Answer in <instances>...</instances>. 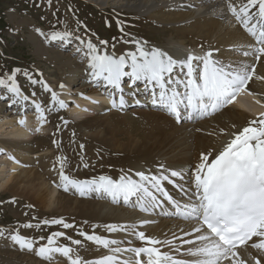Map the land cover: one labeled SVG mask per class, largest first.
Wrapping results in <instances>:
<instances>
[{
	"label": "bare ground",
	"instance_id": "bare-ground-1",
	"mask_svg": "<svg viewBox=\"0 0 264 264\" xmlns=\"http://www.w3.org/2000/svg\"><path fill=\"white\" fill-rule=\"evenodd\" d=\"M85 1L96 6L100 11L109 8L112 9L113 4H118L116 7L117 9H127L141 15L149 14V16L154 19L157 18L154 14L157 11L161 13L174 10H177V12L180 11L182 15H179L180 17L176 18L175 21H179L180 23L183 22V28L180 29L181 35L172 34L173 38L171 39L170 37V43L167 46H148L140 40L142 39L141 35L137 36L136 41L141 42V45L146 50L155 48L172 53L174 47L177 45L182 49L183 53L191 52V54L194 55H202L203 50L206 52L211 51L213 52L212 58H218L225 66L228 64H232L234 67L254 65L255 71L257 68H261L264 73V56H262L259 61H256L254 55H251L253 58L250 60L244 55V52L252 51V47L256 46V41L254 37L249 35L235 20L228 10L229 0ZM231 2L237 4L238 0H231ZM255 12L256 9H253V13ZM17 19V24L25 23L26 25L30 23L31 27L34 25L31 23L30 18L29 20L19 17ZM256 19H258V17H256ZM110 29L111 27L109 30ZM50 37L49 39L51 40ZM70 37L72 36L70 35ZM86 38L87 40L84 39V36H79L78 39H80L81 43L80 48H78L79 45L76 44L75 41L69 39L68 36L64 39H56V42L54 41L58 43L61 48L70 45L73 47V51H84L82 53H85V55L82 59H79V57L73 59L72 56L70 58L69 55L50 51L51 49L46 50V48L41 46H38L37 51L40 54L47 53V55H49L47 58H50V62L54 66L58 65L63 72H66L63 81L65 82V84H63L64 87H61L62 91L59 92L61 100L65 101L67 109L75 118V120L71 122H76L75 125L84 130L82 138L86 142L74 141L75 136L71 135L72 133L69 132H67L65 136L67 143L66 147L70 149V154L72 151L77 155L76 159L78 161L77 168L73 172H70V179L79 181L98 180V178L103 175L99 170L109 168L114 169L111 174V178L114 180H117V178L122 175H127L137 182L145 183L140 181L136 173L144 172L146 175L157 177L166 175L169 176V181L171 182L161 181V185L172 197L173 201L179 204L180 207H176L175 204L169 203L162 197L163 195L161 192L152 188L150 184H146L154 195L160 201H163V204L162 207L156 208L149 213H153L152 219H150L149 223L145 224L143 221L148 217V214H144V216L141 214V210L138 206L139 200L135 199V197H131L127 202H125L122 197H119L117 202H113L112 198L102 191H89L84 196H81L77 191L69 189L71 191L70 195H73V197L70 196V198H67L60 189L59 192H57V186L51 185L50 180L53 179V175L49 171L51 169H58L60 172L61 164L56 154L46 155V151L51 149L47 142V138L52 140L56 134H54V136H52L53 133L48 135L36 134L37 131L35 130V126L41 121L40 114L30 119L29 116H26L23 128L18 126L15 127L11 132L12 138L0 140V150H9L5 156L6 160L0 163V168L1 164H7L11 165L9 168L13 166L12 168L14 169L12 170L19 169V173L17 172L18 174L15 173L12 175L14 180L11 177L8 178L7 182L12 180L13 182L7 185L6 190H9L14 195L21 196L23 199H27L31 206H40L39 208L42 210L44 209L49 213L60 215L59 217H70V222L72 220L79 221L83 230L88 234L99 235L107 239H114L118 242L117 245H111L110 247L120 245L128 247L148 246L139 241L134 234L143 231L148 237L156 238L161 241H172L171 246L165 247L164 245H157L162 251L169 252L177 259L188 258L189 256L183 255V252L187 248L194 247L202 242L196 241L195 245H187L183 244L182 241H195L196 236L200 235V233L192 232V230L199 225L194 218H185L178 213L185 210V205L196 204L197 202L195 193V174L197 166L201 163V154L211 153V160L234 138V133H239L244 127L249 126L250 121L257 119L260 113H264V95H260L259 92L262 86H264V79L255 78L253 76L252 80L246 85V89L235 98L236 103H232L231 107H227L224 112L220 113V111H217L210 116H202L199 113L193 112L195 116H193L191 120H189L188 116H183L178 122L168 110H162V112L160 109L156 110L146 106L135 109L134 107L136 104L134 100L128 99L130 97L128 92L130 89V78L125 77L124 80L125 82L128 80V84L124 85L125 82L123 80L121 87L124 89L123 95L126 103L123 108H113L111 105L112 96H118L119 93H116L115 89L106 85L103 80L94 81L90 74L88 80L82 72V68L89 67L90 62L87 41H91L97 47L100 54L108 53L116 57L129 51H136L137 44L132 42L129 45L112 49L111 52L104 44L102 46L99 45L95 38ZM102 39L104 38H101V40ZM234 53L237 55L235 56L236 58L232 57ZM80 80L84 81L81 82L82 92L78 96H75L72 94L71 90ZM56 84L59 83L56 82ZM250 92L257 96L255 98L259 103L253 99ZM17 96L22 100V104L27 106L31 105L30 102L32 99L25 87H20L19 95ZM24 97L29 98L27 104H25L26 99H24ZM72 98H74V100H72ZM68 100L74 101L72 107L68 104ZM93 101H97V103H93ZM36 105L41 107L44 105V102L40 100ZM132 110H136L134 113L142 117L140 118L143 124L146 121L145 126L151 125L150 128L148 126L149 130L145 127L144 129L137 127L133 130L132 119L130 118V114L127 113ZM190 112L192 111L190 110ZM253 114L256 115L254 116ZM10 123H12V121H10ZM13 126L14 125H12L11 128ZM94 143L113 150L114 154H110L118 158L108 159L105 155L110 154H100L99 147H94ZM28 144L31 146L29 147ZM81 145L84 146L83 149H81ZM31 152L45 154V158H43V160L40 159L37 164H33L31 162L32 158L28 156ZM58 154H61L60 150ZM11 158H13L12 163L9 162ZM73 159H75V157ZM100 164H103L102 168H100ZM85 165H87V167H85ZM4 167H6V165ZM65 169L63 167L64 173ZM58 171L56 173H58ZM172 171H177L181 175L172 177L170 175ZM7 182L5 184H7ZM3 184H1V187ZM30 213L31 212H29V214ZM105 225L124 226L127 228V231L108 232ZM47 226L49 227V225ZM185 233L192 234L185 235ZM134 235L135 239L131 240ZM257 239L258 238H253L254 241ZM57 244L55 243L52 246L59 247ZM39 246L41 245L35 242V247ZM70 246L76 247L71 239ZM177 248L180 249L179 252L175 251ZM88 251V254H84L83 252V254L79 256L85 258V260L82 258L83 261H90L105 255L113 254L109 249L95 244L94 247H90ZM239 251L241 257L247 261V264H254L249 254L251 257L260 259L261 264H264V253L258 252L251 247H248L246 251L244 249H240ZM25 253L27 255L32 253L34 258L41 261V264H69L68 259L59 254H54V260L49 262L35 255L34 250L31 252L26 250ZM119 254L120 253L116 255ZM131 254L129 259H134L133 253ZM71 255L73 258L77 256L74 252ZM141 259H144V257L142 256ZM12 264L20 263L12 262ZM32 264L38 263L32 262ZM224 264H229V262L225 261Z\"/></svg>",
	"mask_w": 264,
	"mask_h": 264
},
{
	"label": "snow or ice",
	"instance_id": "snow-or-ice-1",
	"mask_svg": "<svg viewBox=\"0 0 264 264\" xmlns=\"http://www.w3.org/2000/svg\"><path fill=\"white\" fill-rule=\"evenodd\" d=\"M253 9H256L255 13ZM228 10L256 41L252 51H246L244 55H254L256 61H259L264 56V0H238L237 4L229 0ZM70 35L71 33L54 32L50 38L64 39ZM134 43L137 44L136 51H129L116 57L108 53L100 54L97 47L91 41H87L92 79L103 80L106 85L119 93L118 96H112L113 108H123L126 103L121 82L128 77L133 84L144 81L145 90L152 97V104H162L178 122L181 119V105L202 116H209L226 104L233 103L236 95L246 89V85L255 74L254 65L225 66L212 58L211 51L204 56L189 54L185 60L177 61L159 49L146 50L141 42L134 41ZM177 68L183 73V77L174 75V70ZM9 79L14 80V77L10 76ZM5 83V80L0 79V85ZM181 86L184 91H180ZM45 89L51 92L52 101L60 108L67 106L65 101L58 99L56 93L46 84ZM9 91L19 95L15 83L9 87ZM136 103L139 104L140 101L137 100ZM37 111L40 113L41 121H46L44 109L37 105ZM19 123L23 125L25 121L20 120ZM233 136L234 138L224 146L223 150L211 160V153L201 154V163L197 166L195 174V193L198 203L187 204L184 206L185 210L178 213L185 218H194L199 225L192 230L200 233L195 241H182L187 245H195L196 241L202 242L183 252V255L192 257L191 260L177 259L169 252L162 251L157 245L171 246L172 241L148 237L143 231L134 234L139 241L148 246L126 248L110 247L117 245L118 242L81 231L79 235L87 241L109 249L113 253L90 261H83L78 255L73 258L71 254L74 249L71 247H53L54 238L64 235L61 232H55L47 237V245L39 247H35L33 240L20 235L19 232L11 234L10 239L21 250L30 252L34 250L35 255L49 262L54 260V254H59L67 258L69 264H224L225 261L229 264H247L240 255V249L246 251L251 247L264 253V113H260L257 119L249 122V126L244 127L239 133H234ZM53 143L57 142L53 141ZM80 147L83 149L84 146ZM64 159L66 158H61L60 161V187L65 191L69 186L81 196L89 191H102L108 194L113 202H117L119 197L125 202L131 197H137L139 209L151 212L162 207L163 201L158 200L146 186L150 184L152 188L161 192L165 200L180 207L161 185V181H169V176L157 177L138 172L136 175L145 183L137 182L127 175H122L117 180L102 175L98 180L79 181L70 179L64 173ZM170 175L178 177L181 174L172 171ZM43 223L60 224L65 229L73 227L63 220H45ZM25 227L31 228L33 225L28 224ZM105 228L108 232L127 231L126 227L117 225H105ZM191 234L185 233V235ZM3 235V229H0V236ZM253 238L258 239L254 241ZM72 243L81 245L82 241L72 240ZM175 251L179 252L180 249L177 248ZM125 252L133 253L134 259H121L116 255ZM142 256L144 259H141ZM249 257L254 264H261L260 259L251 257L250 254Z\"/></svg>",
	"mask_w": 264,
	"mask_h": 264
},
{
	"label": "rangeland",
	"instance_id": "rangeland-1",
	"mask_svg": "<svg viewBox=\"0 0 264 264\" xmlns=\"http://www.w3.org/2000/svg\"><path fill=\"white\" fill-rule=\"evenodd\" d=\"M117 5L118 4H113L112 9L109 8L107 10L100 11L96 8V6L92 5L91 3H87L85 0H0V79L6 81L4 85H0V140L12 138L11 132L15 127L18 126L23 128L25 123L21 125L19 121L26 119V116H29L30 119L31 117H35L37 114H40L37 111L36 104L38 101L42 100L44 105H42L41 108L44 109L46 121H40L39 124L35 126V130L37 131L36 134L48 135L53 133L52 136L56 134L52 140L47 138V142L51 149L46 151V155L56 154L59 158V163L61 158H66L64 159V169L66 168L65 174L69 176V178L70 172H73L77 168L78 161L76 159L77 155L72 151L70 154V149L66 147L67 143L65 136L66 133L69 132L72 133L71 135L75 136L74 141H85L82 138L84 130L83 128H79L77 125H75L76 122H71L72 120H75V118L71 115L67 107L60 108L57 103L52 101L51 92L45 89L46 84L49 88H51L52 92L56 93L58 99L61 100V95L59 92L62 91L61 85L65 84L63 81L66 72H63V70H61L58 65L54 66L50 62V58H47L49 56L47 53H38V46L46 48V50L51 49L50 51L69 55L70 58L72 56L73 59H76L77 57L82 59L85 55V53H82L84 51H73L74 49L70 45L61 48L59 47L58 43H55L56 40H50L49 37L54 32L71 33L72 37L68 36V38L72 41H75L76 44L79 45L78 48L81 47L80 39H78L79 36H84L85 40H87L86 37L93 39L95 38V40L101 46L103 45L101 42L104 40L107 42L104 45L112 52V49L129 45L136 41L137 36L139 35L142 36V39L140 40L148 46H167L170 43V37L171 39L173 38L172 34L175 33V35H181L180 29L183 28V22L180 23L179 21H175L176 18L180 17L179 15H182V12L180 11L177 12V10H174L162 13L157 11L158 13H154L157 18L154 19L151 18L149 14L141 15L137 12H131L127 9H117ZM18 17L26 20H29L30 18L31 23L34 25L31 27L30 23L26 25L25 23L17 24L16 21H18ZM109 26L111 27L110 30ZM101 38L104 39L101 40ZM235 56H237L235 53L232 54V57ZM247 58L250 60L253 57L249 55ZM214 60L219 61V59L215 57ZM221 63L223 62L221 61ZM82 72L89 80L91 69L89 67H83ZM10 76L14 77V80L9 79ZM254 77L260 79L264 78V73L261 68H257ZM56 82L59 84H56ZM81 82L84 81L80 80L77 82L74 88L71 90L72 94L75 96H78L82 92ZM13 83L16 84L19 90L21 86L27 89L32 99L30 106L22 104V100L19 99L15 93L9 91V87ZM259 92L260 95H264V86H262V89H260ZM72 100H74V98H72ZM28 101L29 98L26 99L25 104H27ZM68 104H70L72 107L74 105V101L68 100ZM227 107H231V104L226 106L224 109H221L220 113L224 112ZM134 108L136 109L141 107L135 106ZM135 111L136 110L127 112L130 114V118L132 119V128H134L133 130H135L137 127L140 129H144L145 127L147 130H149L151 125H148L149 128L147 125L145 126L146 121L143 124L141 122L142 117L138 114H135ZM253 115L255 116L256 114ZM10 121H12V123H10ZM65 121H67V123H65ZM12 125L14 126L11 128ZM53 141H56L57 143H53ZM97 145V143L93 144L94 147H99L100 154L105 155L113 153V150H110L103 145ZM30 146L31 145H29V147ZM59 150L61 152V156L58 154ZM8 151L9 150L5 149L0 150V163L3 160H6L5 156ZM112 155L110 154L105 156L108 159L118 158ZM28 156L32 158L31 162L33 164H37L40 159L43 160V158H45V154H40L38 152H31L30 155L28 154ZM74 157L75 159H73ZM7 159L9 160L8 156ZM12 160L13 158H11L9 162L12 163ZM5 165L6 167H4ZM5 165L1 164L0 168L6 169L0 170V229H3L4 231V235L0 236V264H12V262L20 264H26L27 262V264H32V262H36L41 264V261L34 258L32 253L27 255L25 253L26 250H21L18 245L13 243V241L10 239V235L15 234L16 232H19V234L24 237H30V239L37 242L41 246L47 245V237L51 236L55 232H61L64 233L62 237L54 238L55 243H58L57 246L71 247L74 249V253L78 256L83 254V252L84 254H88V249L90 247L93 248L94 243L87 241L84 237L79 235L81 231L85 232L79 221L72 220L74 222H70V217L68 216V218H66V216L59 217L60 215L58 216L54 213H49L44 209L42 210L39 208L40 206H31L27 199H23L21 196L14 195L9 190H6L7 185L11 184V182L14 180L12 175L15 173L18 174L19 169L12 170L14 169L12 168L13 166L9 168L11 165ZM102 167L103 164H100V168ZM57 171L58 169H51L49 171L53 175V179L50 180L51 185H56L58 188L57 192H59L60 189V191H62L64 195L67 196V198H70V196L73 197V195H70V190H76L69 186L70 190L68 189L67 192L62 187H60V172L58 171V174L56 173ZM113 171L114 169L111 168L99 170L101 174L110 178ZM10 177L13 180L11 179L12 181H9V183L7 180ZM6 182L7 184H5ZM1 184H3L2 187ZM29 212L31 213L29 214ZM60 219H64L63 221L70 225L73 224V227H71L72 229H65L60 224H57L56 227V224L43 223L45 220L52 221ZM28 224H32L33 227H25V225ZM47 225H49V227ZM42 237L43 239H41ZM69 238H71V241L81 240L82 243L81 245H76V247L70 246ZM82 258L85 260L83 256Z\"/></svg>",
	"mask_w": 264,
	"mask_h": 264
}]
</instances>
